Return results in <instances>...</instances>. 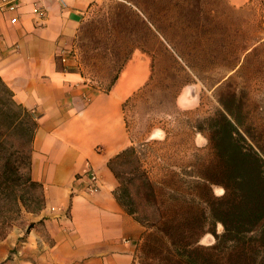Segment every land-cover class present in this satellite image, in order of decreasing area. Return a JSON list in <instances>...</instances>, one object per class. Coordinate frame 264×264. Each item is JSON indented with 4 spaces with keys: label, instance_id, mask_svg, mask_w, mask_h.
<instances>
[{
    "label": "crops",
    "instance_id": "1",
    "mask_svg": "<svg viewBox=\"0 0 264 264\" xmlns=\"http://www.w3.org/2000/svg\"><path fill=\"white\" fill-rule=\"evenodd\" d=\"M104 1L13 0L15 12L0 11V79L37 116L31 177L45 201L38 215L26 214L41 222L20 245L26 226L0 241V264H137L142 226L115 200L107 162L131 144L123 105L150 81L152 56L134 51L108 92L56 66L88 11ZM226 1L241 7L252 0ZM88 171L99 182L93 193L86 190Z\"/></svg>",
    "mask_w": 264,
    "mask_h": 264
},
{
    "label": "rangeland",
    "instance_id": "2",
    "mask_svg": "<svg viewBox=\"0 0 264 264\" xmlns=\"http://www.w3.org/2000/svg\"><path fill=\"white\" fill-rule=\"evenodd\" d=\"M255 46L257 54L245 57ZM72 50L75 70L101 92L134 51L152 56L150 81L123 105V116L130 145L139 152L151 181L160 186L167 183L186 191L197 175L215 172L207 137L210 124L219 121L209 119L217 117L218 99L229 93H235L234 105L247 122L260 128L257 140L264 143L260 0L241 7L226 0L104 1L88 11ZM245 59L257 66L258 74L235 73L233 68ZM177 180L182 184L172 185ZM212 189L216 195L222 193L219 187ZM26 214L34 217L25 212L14 226L25 228L30 223ZM212 242L209 234L201 239L204 245ZM141 243L142 238L137 264Z\"/></svg>",
    "mask_w": 264,
    "mask_h": 264
},
{
    "label": "trees",
    "instance_id": "3",
    "mask_svg": "<svg viewBox=\"0 0 264 264\" xmlns=\"http://www.w3.org/2000/svg\"><path fill=\"white\" fill-rule=\"evenodd\" d=\"M256 54L255 46L245 57ZM124 64L102 92L112 88ZM56 66L80 73L73 64L65 69L60 56ZM233 70L240 75L259 73L247 59ZM235 100V93L218 99L217 117L209 119L219 121L210 124L207 137L215 172L197 175L186 191L152 182L133 145L108 160L116 180L115 200L144 228L138 264H264V143L257 140L260 128L247 122ZM37 125V116L16 103L0 79V241L25 212L36 216L45 206L43 186L31 177ZM177 184L182 181L172 183ZM213 186L222 193L216 195ZM40 222L28 223L18 245ZM207 234L213 242L204 245L201 239Z\"/></svg>",
    "mask_w": 264,
    "mask_h": 264
},
{
    "label": "built area",
    "instance_id": "4",
    "mask_svg": "<svg viewBox=\"0 0 264 264\" xmlns=\"http://www.w3.org/2000/svg\"><path fill=\"white\" fill-rule=\"evenodd\" d=\"M262 2H264V0H260ZM17 9V4L15 2H13V0H0V11H8V12H15ZM38 14H41V11L37 12ZM15 19L12 18L11 19V23H15ZM74 51L71 49L70 51L63 53L60 55V60L62 65L64 66V68L66 69L69 65H71V62L74 58ZM86 101H88L90 98L88 97H84ZM87 178H88V183H87V187L86 190L88 192H96L99 189V182H98V178L96 173H94V171H88L86 173Z\"/></svg>",
    "mask_w": 264,
    "mask_h": 264
}]
</instances>
